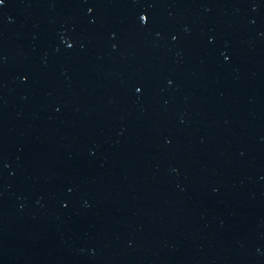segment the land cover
I'll return each instance as SVG.
<instances>
[{
    "label": "water",
    "instance_id": "1",
    "mask_svg": "<svg viewBox=\"0 0 264 264\" xmlns=\"http://www.w3.org/2000/svg\"><path fill=\"white\" fill-rule=\"evenodd\" d=\"M0 264H264V0H5Z\"/></svg>",
    "mask_w": 264,
    "mask_h": 264
},
{
    "label": "snow or ice",
    "instance_id": "2",
    "mask_svg": "<svg viewBox=\"0 0 264 264\" xmlns=\"http://www.w3.org/2000/svg\"><path fill=\"white\" fill-rule=\"evenodd\" d=\"M5 2V0H0V5H3ZM140 19L144 22L147 21L148 17L147 16H141ZM137 91H140V89L138 88Z\"/></svg>",
    "mask_w": 264,
    "mask_h": 264
}]
</instances>
